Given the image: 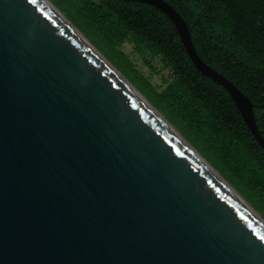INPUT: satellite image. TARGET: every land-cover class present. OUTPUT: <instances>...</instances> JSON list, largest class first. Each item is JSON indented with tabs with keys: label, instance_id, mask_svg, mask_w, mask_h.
<instances>
[{
	"label": "water",
	"instance_id": "obj_1",
	"mask_svg": "<svg viewBox=\"0 0 264 264\" xmlns=\"http://www.w3.org/2000/svg\"><path fill=\"white\" fill-rule=\"evenodd\" d=\"M130 1L168 17L264 150L174 8ZM0 264H264V228L41 0H0Z\"/></svg>",
	"mask_w": 264,
	"mask_h": 264
},
{
	"label": "trees",
	"instance_id": "obj_2",
	"mask_svg": "<svg viewBox=\"0 0 264 264\" xmlns=\"http://www.w3.org/2000/svg\"><path fill=\"white\" fill-rule=\"evenodd\" d=\"M164 1L185 21L198 57L250 100L264 140V0ZM80 9L74 21L108 57L125 38L138 54L158 57L169 73L166 86L157 93L137 83L139 91L247 197L254 201L251 189L264 196V150L227 92L192 66L168 17L130 0H97Z\"/></svg>",
	"mask_w": 264,
	"mask_h": 264
},
{
	"label": "rangeland",
	"instance_id": "obj_3",
	"mask_svg": "<svg viewBox=\"0 0 264 264\" xmlns=\"http://www.w3.org/2000/svg\"><path fill=\"white\" fill-rule=\"evenodd\" d=\"M54 6L59 13L68 20L74 28L143 96V98L157 111V113L168 123L171 127L193 148L204 160L207 162L216 173L230 186L233 191L238 194L252 210L264 221V196H257L255 191L251 189V193L255 197L254 201L232 182L227 176L221 174L219 169L215 167L208 159L202 155L198 149L179 129L157 108L154 107L151 101L148 100L146 95L139 91L135 84L145 89L149 88L154 92H161L166 86L169 79V73L166 69L162 68L157 56H149L148 54H138L134 48L131 40L125 38L121 42L113 46L110 52L112 57H108L105 52L99 50L83 33L81 28L74 21L73 14H79L80 8L84 3L97 2V0H47ZM146 85V86H145Z\"/></svg>",
	"mask_w": 264,
	"mask_h": 264
},
{
	"label": "bare ground",
	"instance_id": "obj_4",
	"mask_svg": "<svg viewBox=\"0 0 264 264\" xmlns=\"http://www.w3.org/2000/svg\"><path fill=\"white\" fill-rule=\"evenodd\" d=\"M43 1L47 7L69 28L71 32L75 34L85 45L91 49V51L96 55V57L103 62V64L118 78L124 85L136 96L145 106H147L150 111L156 116V118L185 146V148L191 153L195 159L213 176L215 177L226 191L234 197V199L264 228V221L252 210V208L236 194L233 189L228 186L224 180L216 173V171L207 163L205 160L193 149L191 146L168 124L143 98V96L74 28V26L66 20L59 11L52 6L47 0Z\"/></svg>",
	"mask_w": 264,
	"mask_h": 264
}]
</instances>
